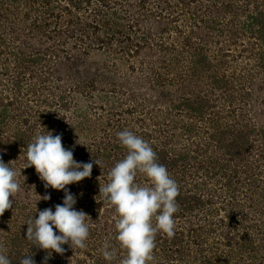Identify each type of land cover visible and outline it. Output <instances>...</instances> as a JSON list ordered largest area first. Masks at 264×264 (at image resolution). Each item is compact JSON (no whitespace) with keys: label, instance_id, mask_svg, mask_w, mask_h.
<instances>
[{"label":"trees","instance_id":"16d2710c","mask_svg":"<svg viewBox=\"0 0 264 264\" xmlns=\"http://www.w3.org/2000/svg\"><path fill=\"white\" fill-rule=\"evenodd\" d=\"M125 129L179 186L175 235L157 233L150 264H264V0H0V158L20 184L0 216L11 264H44L25 222L63 203L25 168L47 131L102 165L67 186L92 219L86 249L65 244L47 264H119L99 185L127 154Z\"/></svg>","mask_w":264,"mask_h":264},{"label":"clouds","instance_id":"9594fccd","mask_svg":"<svg viewBox=\"0 0 264 264\" xmlns=\"http://www.w3.org/2000/svg\"><path fill=\"white\" fill-rule=\"evenodd\" d=\"M126 156L115 163L107 174V183L99 185L103 204L115 211V240L125 252L119 264H150L154 260L153 250L157 233L168 238L175 235L174 214L178 211L176 197L179 194L177 182L170 176L166 167L157 162V155L149 142L130 130L117 133ZM26 166L34 167L44 187L64 191L62 204L38 211V218H30L27 224L26 239L32 246L44 250L47 255L44 264L52 253L63 254L67 244L73 251L86 249L91 217L83 210L74 208L76 197L67 186L90 178L93 164L102 168L99 160L82 163L74 159L73 151L66 149L61 135L37 133L27 145ZM0 158V216L13 208V199L20 191L17 171ZM142 176L145 182L137 181ZM50 200L49 195L42 197ZM58 230V233L54 231ZM0 246V264H11ZM102 255L106 261L116 259L117 252L108 242L103 245ZM20 264H35L32 255L24 256Z\"/></svg>","mask_w":264,"mask_h":264}]
</instances>
